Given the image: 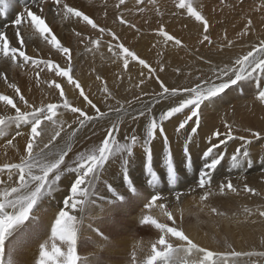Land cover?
Returning <instances> with one entry per match:
<instances>
[{
	"label": "snow or ice",
	"instance_id": "snow-or-ice-1",
	"mask_svg": "<svg viewBox=\"0 0 264 264\" xmlns=\"http://www.w3.org/2000/svg\"><path fill=\"white\" fill-rule=\"evenodd\" d=\"M132 2L137 14L145 13L147 5H152L158 18L157 27L153 30L156 41L151 44V49L156 50L155 65L127 46L121 33L107 24V0L102 5L104 24L67 0H33L35 10L25 6L15 14L12 35L8 34L6 21L0 22V60L18 73L27 75L31 71L33 87L28 88V92L32 93L33 88L41 91L39 101L30 99L21 86L10 79L7 69H0V81L11 90V94L0 92V138H4L5 149H13L16 154V159L0 162V264H16L14 255L24 242L26 229L38 220L37 210L45 200L53 198L65 178L69 184L65 186L61 202L47 225L53 243L50 247L47 240L39 243L35 264H80L77 247L86 221L88 229L107 241L109 238L99 227L94 228L92 222L102 218L104 213L111 215L115 222L117 214L122 215L137 205L140 207L138 226H151L158 232V238L151 243L150 252L142 264H175L174 257L180 252L185 254L181 264H233L242 257H264V251H237L231 245L226 250L201 246L182 227V210L178 222L176 212L172 210L173 201L159 187L164 184L167 192L174 194L176 204L186 194L177 189L182 183L181 175L192 173L195 168L191 145L195 144L204 124L205 109L223 101L233 88L247 83L254 85V98L264 105V38L252 44L246 54L222 65L213 63L210 57L197 56L196 59L207 66V71L194 68L185 73L181 67H176V76L188 82L170 84L161 78V73L166 72L169 66L166 50L171 48L178 52L186 49L187 45L167 30L163 19L165 12L156 6V0H116L113 24H118L121 30L126 28L137 38L143 35L141 26L126 15V12L131 13L129 4ZM221 4L225 5V0H221ZM45 5L49 7L46 9ZM13 6L14 0H0V18L8 17ZM174 7L170 15L192 19L201 29L199 44L212 46V22L200 6L194 0H174ZM261 9H264V0L256 10ZM57 19L61 22L75 20L90 29L85 33L72 28L77 43L93 57L99 54L102 60H110L118 67L119 70L112 73L111 84L102 72L92 68L94 81L99 82L98 99H93L91 87L86 90L75 75L74 49L62 42L52 27ZM244 19L245 23L237 33L241 40L251 35L254 26L251 18L245 16ZM151 22L150 17L144 19L145 24ZM37 37L48 46V55L42 56L37 48L32 47ZM234 43L225 32L220 50L230 48ZM30 47L32 52L28 51ZM134 66L139 69L135 75L132 73ZM153 82L156 87L148 91ZM68 90L72 91L75 99L69 98ZM49 94L58 97L57 101L49 102ZM128 95L131 99L127 98ZM173 119L177 121L173 134L182 149L179 164L165 128V123H171ZM122 126L129 130L121 134ZM222 126L224 131L214 128L206 134V146L200 156L201 166L196 168L195 184L189 188V191L202 190L201 202L216 194L211 189L213 173L225 158L228 157L230 170L251 167L253 160L249 146L253 139H264L259 131L247 128L244 131L253 139L237 135L238 129H234L227 120L222 122ZM96 129L101 130L99 141L82 151L73 152V144L80 133L91 130L92 136H96ZM17 138H23L22 147ZM237 140L242 143L229 156V142ZM156 141L160 142L162 149L159 169L154 163ZM137 152L142 162L144 184L136 183L129 173ZM70 153L73 156L69 162ZM112 163L119 164L124 191H118L103 179ZM260 163L264 166V158ZM217 188L222 196L227 193L238 195L241 190L259 195L247 183L240 189L231 179L219 182ZM96 208L98 214L90 216L89 212ZM210 211L223 215L216 207ZM246 212L249 216L254 214L251 209H246ZM255 214L264 218V209H258ZM159 217L170 223L161 222ZM13 238L17 241L13 242ZM132 261L137 264L135 252L132 253ZM252 264H259V261L252 260Z\"/></svg>",
	"mask_w": 264,
	"mask_h": 264
},
{
	"label": "bare ground",
	"instance_id": "bare-ground-1",
	"mask_svg": "<svg viewBox=\"0 0 264 264\" xmlns=\"http://www.w3.org/2000/svg\"><path fill=\"white\" fill-rule=\"evenodd\" d=\"M67 2L73 6H76L77 8H80L81 10L85 11L88 14H91L93 16L94 15L97 16L99 10H100L99 12L101 14L103 13V12H101V11H103V9H101V8H102V5L105 2V0H84V1L67 0ZM107 2H108V7L111 8L113 6V4L116 2V0H107ZM31 3L33 5H35L33 3V0H31ZM19 5H21V10H15V12L12 13L11 17L8 16L5 18H0L1 22L6 21L5 27H7V28L10 27L11 20L15 17V14L22 11L23 8L25 6H27L28 4L22 0L19 2ZM92 5H95V6L92 7ZM256 7H255V9H256ZM108 15L111 16V17H109L110 19L111 18L113 19V8H111V10L108 11ZM127 16L129 19H132V17L134 15L132 16L129 13ZM216 16H218V15H216ZM216 16L214 15V17H216ZM134 17H136V16H134ZM218 17H220V16H218ZM262 17H263V15H262ZM100 18H101V15H100ZM102 18H104L103 15H102ZM49 19H51V15H49ZM253 19H254V17H253ZM181 20H183V19H181ZM184 20H186V19H184ZM190 20L193 23V25H192L193 29L198 27V24L196 22H194L192 19H190ZM222 20H221V22H222ZM103 21H105V20L103 19ZM155 21H156V19H155ZM179 23H181V21ZM256 23H257V21H256ZM183 24H185V23L183 22ZM117 25L115 24L114 27H117V28L120 27L119 25L118 26ZM141 25H143V24H141ZM156 25H157V23H156ZM66 26H68V27H66ZM154 26H152V27L154 28ZM52 27H53L54 32L57 33L59 36L64 35L66 38H61V39H66L65 44L70 45L74 49L75 64H76L77 68L79 69L78 72L76 70L75 75L77 77H79L80 80L82 81V83L86 86V90L89 86L91 87V89H97V85L99 84L98 81H94V74H91L92 68H96L98 71L102 72L103 74H107V75L109 74L110 71L118 70L117 67H115V68L111 67L112 63L110 60H107V59L102 60L100 58L99 54H97L96 57H93L91 53H87V52L79 53L80 51H82V49L80 47L83 48V46L81 45L80 47L77 48L76 44H73L72 41L68 40V39L72 38V36H71L72 33H70V31H72L73 27H75L76 30H82V31L85 30L84 32L86 33V28L84 27V25L82 23L78 24L75 22V20H72L69 22H61L59 19H57L52 23ZM179 28H178V30H179ZM115 30H117V29H115ZM117 31L122 32V30L120 28ZM124 31L125 30H123V36H124V33L127 32V30L125 32ZM143 31H145V30H143ZM194 31H196V30H194ZM197 31H200V30H197ZM145 32H147V31H145ZM130 33H132V32H130ZM126 34H128V32ZM193 34H194V32H193ZM131 35H133V34H131ZM149 35H148V37H151V36L153 37V35H151V33ZM257 35H259V34H257ZM133 36L135 37V39L137 38L135 35H133ZM254 36H252V37H254ZM146 37L145 38L140 37L141 39H139V41L136 44H131L133 42H130V44L128 46L135 47V48H133L135 50L140 49V47L149 46L150 45V44H148L149 41H147L148 37H147V39H146ZM73 38H74V36H73ZM34 41H35L34 43L30 42V43H32V47L37 48L40 55H42V56L48 55V46L45 45L44 42L42 40H40L38 37L34 38ZM155 41H156V38L153 41L151 40V42H155ZM253 41L254 40H252V44H253ZM242 45H244V44H242ZM32 47H30L28 49L29 52H32ZM236 48H239V47H237V45H236ZM235 49H233V50H235ZM250 49H251V47H250ZM240 50H242L241 47H240ZM243 50H245V49H243ZM196 51H198V50H196ZM217 52H218V48H217ZM174 53H175V50L172 49V50H168L166 52V55H172ZM220 53H222V52H220ZM233 53L230 54L229 56L230 57L232 55L235 56V54L240 55L243 52L242 51L241 52L234 51ZM218 54H219V52H218ZM218 54L215 56H218ZM140 55L142 57H145V56L156 57L154 49H153L152 54H150V55L143 54L142 52L140 53ZM193 55L194 54H192V56ZM179 56L180 55L175 56V60L178 59ZM185 56L187 57V56H189V54H186ZM185 56H183V57H185ZM56 58L58 59L59 57H56ZM155 61H156V59H154V62H153L154 65H155ZM88 64L91 65V70L86 69V66ZM198 66L199 65H197V64H189V63L185 64L184 67L179 66L178 63L172 64V65H169L167 67L166 72L161 73V78L170 84L174 83V82L175 83H187L188 81L184 80L183 77L178 78L176 76V74L174 72V68L181 67L184 70V72L187 73L188 71H190L194 68H198ZM3 68L7 69V74L10 77V79L15 80L21 86V88H22V90H24L26 96H28L30 99H36L37 101H39V99H41V91H38L35 88H33L32 93L28 92V88L33 87L32 84L30 83V80L32 79V76H33V73L31 71H28L27 75H25L24 72L18 73L16 70H14L11 67H9L8 65H6L4 63V61L0 60V69H3ZM205 69L207 70L206 67H205ZM138 71H139L138 67L134 66L132 68L133 75H135ZM5 87H6V85L3 83V81H1L0 92H3L5 94H10L11 90L9 92L8 90L4 89ZM155 87L156 86L153 82L151 85V88H149L147 90L151 91ZM252 89H253L252 83L245 84L244 86L241 87V92L243 95L239 96L238 93L233 88L224 97L223 101H220L215 106H212L213 110H215L216 112L218 111V113H216L215 115H212L213 112H209V113L205 112V120H204V124L202 126V129L200 130L199 135L196 138L195 144L191 145V151H192V154L194 156H197L199 154V150L201 148L200 146H197V144L199 143V145H200V144H204L206 142V134H210V132L214 128H217L219 121L223 122L224 120H227L228 122H231L233 119L237 118L238 115L237 116L235 115L236 114L235 110L237 109L238 105H235L237 107L234 106L233 107L234 109L228 108L227 106H228V104H230V101L233 102V101H237V100L242 99V105H243L242 108L244 110L243 111L240 110V111H242V113H244V114H246L248 112L251 113L250 118H252L253 121H249L247 118H245L243 116L244 117L243 119H245V121L243 122V124H244L243 128H249L255 122L256 124H258L259 127H257V128H260L259 129L260 131L264 129V110H263L264 105L260 104L259 101L255 100V98H254L255 95H252V92H251ZM120 94L122 96L124 95V93H120ZM68 95L73 96L71 90H68ZM48 98H49V102H56L58 99V97L51 95V94H49ZM127 98L131 99V95H128ZM145 99H147V98H145ZM101 107L103 109V105H101ZM157 111H159V109H157ZM205 111H206V109H205ZM247 117H249V116L247 115ZM176 122H177L176 119H173L171 123L166 122L165 128H166V131L170 137V140L172 141L173 153H174V156L176 158L177 163L179 164L180 154H181V150H182L181 149V143L177 142L176 136L172 134L173 128H174V125L176 124ZM234 122H236V121H234ZM234 122H232V123H234ZM128 123L130 124L131 122L129 121ZM253 129H255V128H253ZM128 130L129 129L127 126H122L121 134L127 132ZM259 130H257V131H259ZM96 131H97L96 136H92L91 130H85V132L80 133L79 138L73 144V152L82 151L84 149L83 147L85 145L88 146L89 144L91 145L92 142H98L100 139L101 130L96 129ZM12 134H14V132ZM89 137H91V139H89ZM17 141L20 144V146L22 147L24 144L23 138H17ZM154 144H155V146H154V152H155L154 163H155V166L159 169L162 149H161V144L159 141L154 142ZM204 146H206V145H204ZM88 147H90V146H88ZM203 148H201V149H203ZM251 148H252V150H250V152H251V157L253 160L252 166L251 167L245 166L244 172L235 174L236 176L231 180L233 181L234 185L240 189L243 188L244 183H247L250 187L255 188L257 190V192L259 193V195H251V194L245 193L241 190L238 195L234 194V193H227L226 195L222 196L219 194L218 188H217L218 184H216V187H214V189H213V192L216 194L213 195L212 197H210L209 200L206 202L200 201V195H202V191L199 189H197L195 191H189L188 190V192H186L188 195L182 196L181 202L179 204H176L174 199L170 200V201H173V209L172 210L176 212L178 222L180 220V214H181V210H182V212H183L182 227L185 229L186 233L188 235H190L192 238H194L197 242H199L201 244V246L209 247L213 250H226L228 248V246L231 245L232 248H234L237 251H245V252L246 251H264V218H261L257 214H255L258 209H264V166H262L260 163V159L264 158V150L262 147H259V145H258V147H256L255 142L253 143ZM6 152H7V156H5ZM230 155L231 154H229V156ZM72 156H73V154L70 153L69 157L67 158L69 160V162L71 161ZM200 156H201V154H199L198 157L194 158L195 167L201 166L198 163ZM6 159L14 160V159H16V154H15L13 149H10V148L5 149L4 138H0V162L5 161ZM221 169L222 170L230 169L229 164H228V157L225 158V161L222 162V165L217 170V174H221V176L224 177L222 175ZM129 173H130V177L136 183H138V184H144L145 183V176L142 174V162H141V159L139 158V152H137L136 158H134L133 162L131 163V165L129 167ZM217 174L213 173V175L217 176V179L220 180L219 175H217ZM103 179L105 181H107L108 183H111L114 187L117 188L118 191H124V187L122 186V177L119 173V164L118 163H112L111 166L108 167V170L104 173ZM193 182H194V180L193 181H187V182H185V184L183 186L178 187L177 190H179V191L183 190L185 192L187 190V187L190 186ZM68 184H69V180L67 178L63 179L61 188L57 189V191L53 194V198L45 200L41 204L39 209L37 210L36 215L38 217V220L31 223L29 225L28 229H26V235H25L24 242L18 247L17 251L15 252L14 259H15L16 264H35V260L38 258V253H39V243L47 240L48 241V247H50L51 244L53 243V241L50 239V232L47 229V225H49L51 218L53 216V213L57 210V207L59 206V204L61 202V197L63 195L64 188ZM145 187H147L146 184H145ZM159 187L161 189L165 190V195L170 196V194L165 189L164 184L160 185ZM100 191L101 192L104 191L103 187L100 188ZM149 191H151V189H149ZM193 198H194V201H192ZM105 207H107V206L105 205ZM212 207H216L218 212H222L223 215H216V214L211 213L210 209ZM246 209H251V211L254 214L249 216L246 212ZM98 211H99L98 208L93 209L89 212V215L95 216L98 214ZM139 213H140V207L137 205L135 207L127 209L126 212L121 215V216H125L127 218H130V221H127L126 224L121 225V229L122 230H129L131 228L132 230L138 231V234H140V237H141L140 246L143 248V249L140 248L138 242L135 239H133V238L127 239V237L123 238L122 241L127 240V242L125 244V249L123 250V252L125 254V262L129 263V264H131L133 262V261L132 262L130 261L132 259V253L133 252H135L136 255L141 254L142 259H143L144 258L143 255L149 254L151 243L155 239L158 238V232L154 228H152L151 226H147V225L146 226H138L137 221H138ZM107 215H108V213H104L102 218L93 221V227L98 226L99 223H101V222H108L109 218ZM118 215H120V214H118ZM159 219L161 222L170 223V222L166 221V219L163 217H159ZM110 232L113 234L115 231L111 230ZM92 234H93L92 230L87 228V221H86L85 227L82 230L81 236L78 240V247H77L78 255L81 257L80 264H97L95 254L92 252L88 253V251H87V246H88L87 237L91 236ZM16 241H17V238H13V242H16ZM101 241L102 240H100V239H95L96 245L97 246L100 245ZM55 242L58 244V246L60 245L59 241H55ZM9 246H11V245H9ZM184 258H185V254L183 252L177 253L176 256L174 257V259H176L180 264ZM194 258L195 257H191L190 259H194ZM252 260H258L259 264L264 263V257H254L252 259H249L247 257H242V258H240V260L238 262L233 261V263L234 264H252ZM142 261H144V260H142ZM113 264H119V261L114 260Z\"/></svg>",
	"mask_w": 264,
	"mask_h": 264
},
{
	"label": "rangeland",
	"instance_id": "rangeland-1",
	"mask_svg": "<svg viewBox=\"0 0 264 264\" xmlns=\"http://www.w3.org/2000/svg\"><path fill=\"white\" fill-rule=\"evenodd\" d=\"M22 1V0H14V6L11 8L10 10V14H9V17H11L12 13L15 12V10H21V5H19V2ZM24 2H26L28 5L27 6H31L33 8V10H35V5H33L31 3V0H23ZM81 1H84V0H81ZM246 1V2H245ZM250 2V3H249ZM262 0H243V3L241 4L240 3V0H225V5H234L235 7H229V6H225V5H222L221 4V0H194V3L199 5L203 14L213 23L212 24V27L210 29V34H211V38L213 40V45L212 46H202L199 44V40L202 38V34H201V29L198 27H196L195 29H193L192 25L193 23L191 22L190 18H188L187 16H184V15H181V16H177V17H172L170 15V12L175 10V7H174V0H156V6L160 7V9L162 11L165 12V16H164V20L166 21V27H167V30L171 33V34H174L176 35L177 37L181 38L182 41L187 45V48L184 49V50H180V51H175L174 54L172 55H166V59L168 60L169 62V65H172V64H179V66H182L184 67L185 64H197L199 65L198 68L202 69L203 71H207L205 69V67L207 68L206 65H204L203 63L199 62L196 57L197 56H206V57H211V59L213 60V63H218V64H224V63H229L230 61L234 60L236 57L240 56V55H243L247 53V51H249L251 45H252V40L253 41V44L256 43L259 39L261 38H264V9H261L259 11H257V7L261 4ZM256 3V4H255ZM258 4V5H257ZM95 6V5H92V7ZM257 6V7H256ZM49 7V5H45V8L47 9ZM129 7L131 8V15L133 16H136V17H132V19H134L138 26H140L141 24V28H142V33L144 35L141 36V38H145L146 36L148 37V35L151 33V35H153V30L157 27L156 25V21H157V17H155V13L154 11L152 10V5H147V8L148 10L145 12V13H141V14H137L136 13V8H135V4L134 2L130 3L129 4ZM256 7V9H255ZM113 8V6L111 7ZM110 7H108V11L111 10ZM254 8V9H253ZM100 9V8H99ZM102 9V8H101ZM225 9V10H224ZM100 11V10H99ZM98 11V15L95 16V18L101 23V24H104L105 21H103L104 18H102V15L103 13L101 14L100 12ZM114 11V10H113ZM239 11V12H238ZM256 11V12H255ZM262 11V12H261ZM103 12V11H101ZM236 12V13H235ZM100 13V14H99ZM243 13V14H242ZM252 13V14H251ZM129 13L126 12V15H128ZM229 14V15H228ZM242 14V15H241ZM100 15H101V18H100ZM214 15H218L216 17H214ZM247 16L248 18H251L252 21H253V29L251 31V35L250 37H246L244 38L243 40H241L238 36H237V33L241 30L243 24L245 23V17L244 16ZM263 15V17H262ZM225 16V17H224ZM256 16V17H255ZM259 16V17H258ZM108 15V18H107V24L110 26V27H114L115 24L113 25L112 23V18L110 19ZM139 17V18H138ZM151 18V20H153L151 22V24H145L144 23V20L145 18ZM218 17V18H217ZM254 17V19H253ZM15 18V17H14ZM13 18V19H14ZM137 18V19H136ZM227 18V19H226ZM261 18V19H260ZM12 19V20H13ZM139 19V20H138ZM156 19V21H155ZM183 19V20H181ZM186 19V20H184ZM223 19V20H222ZM12 20H11V25L10 27H8V34L9 35H12ZM105 20V19H104ZM138 20V21H137ZM142 20V21H141ZM222 20V22H221ZM226 20V21H225ZM181 21V23H179ZM257 21V23H256ZM1 22V21H0ZM154 22V23H153ZM183 22L185 24H183ZM219 22V23H218ZM140 23V24H139ZM187 23V24H186ZM189 23V24H188ZM215 23V24H214ZM221 23V24H220ZM260 23V24H259ZM262 23V24H261ZM180 24V25H179ZM117 25V24H116ZM151 25V26H150ZM156 27H155V26ZM242 25V26H241ZM118 26V25H117ZM149 26V27H148ZM154 26V28L152 27ZM189 26V27H188ZM68 27V26H66ZM145 27V28H144ZM148 27V28H147ZM180 27V28H179ZM257 27V28H256ZM115 29L119 30V28L121 29V27H114ZM179 28V30H178ZM229 28V29H228ZM147 29V30H146ZM186 29V30H185ZM193 29V30H192ZM57 30V29H56ZM116 30V31H117ZM123 30H127V29H123ZM123 30L122 32L120 31L121 35L123 36ZM147 32H145V31ZM190 30V31H189ZM196 30V31H194ZM197 30H200V31H197ZM259 30V31H258ZM261 30V31H260ZM85 31V30H83ZM87 31H91L89 29L86 28V33ZM124 31V32H125ZM149 31V32H148ZM180 33H179V32ZM185 31V32H184ZM221 31V32H220ZM263 31V32H262ZM128 32V34H126ZM127 32L124 33V42H126V45L128 46L130 44V42H133L131 44H136L139 39L141 38H136L133 36L134 34L133 33H130V31L127 30ZM178 32V33H177ZM183 32V33H182ZM194 32V34H193ZM225 32L227 33V36L229 39L233 40L235 43H234V46L230 47V48H223V50H220V46L222 45V43H224V35H225ZM259 32V33H258ZM70 33H72V31H70ZM146 33V34H145ZM182 33V34H181ZM199 33V34H198ZM262 33V34H261ZM57 34V33H56ZM130 34V35H129ZM133 34V35H131ZM196 34V35H195ZM217 34V35H216ZM256 34V35H255ZM259 34V35H257ZM58 35V34H57ZM255 35V36H254ZM72 38L68 39L70 41L73 42V44H76V47H80L81 45L80 44H77V38L71 34ZM74 36V38H73ZM150 36V35H149ZM254 36V37H252ZM59 38H66L64 35L63 36H59ZM134 37V38H133ZM146 37V39H147ZM154 37V38H153ZM153 37H148L147 41H149L148 44H150L149 46H146V47H140V49H136V51L138 52V54L140 55V53L142 52L143 54H146V55H150L152 54L153 52V49H151V44L152 43H155V42H151V40H155V36L153 35ZM235 37V38H234ZM260 37V38H259ZM151 38V39H150ZM153 38V39H152ZM253 38V39H252ZM76 39V40H75ZM74 40V41H73ZM129 41V42H128ZM218 41V42H217ZM62 42H66V39H62ZM135 42V43H134ZM251 43V44H250ZM244 44V45H242ZM217 45V46H216ZM236 45L237 47L239 48H236ZM240 45V46H239ZM83 46V45H82ZM218 48V52H217V48ZM240 47L242 50H240ZM82 49V51H80L79 53H82V52H85L84 51V48L80 47ZM131 48H135V47H131ZM236 48V49H235ZM103 49V48H102ZM151 49V50H150ZM235 49V50H233ZM245 49V50H243ZM155 50V49H154ZM168 50H172L171 48H169ZM167 50V51H168ZM198 50V51H196ZM220 50V51H219ZM102 51H105L106 52V49H103ZM156 51V50H155ZM166 51V52H167ZM217 53H216V52ZM234 51H239V52H243L242 54L240 55H236L235 56H229L230 54H232ZM222 52V53H220ZM194 54L192 56V54ZM199 53V54H198ZM201 53V54H200ZM186 54H189V56H185ZM218 56H215L217 55ZM234 54V53H233ZM177 55H180L178 59L175 60V56ZM208 55V56H207ZM185 56V57H183ZM144 58L148 59L150 62H154V59H156V57H152V56H145ZM109 62V61H108ZM112 68H115L117 66L113 65L111 66ZM118 68V67H117ZM86 69L88 70H91V65H87L86 66ZM76 70L77 72L79 71V69L77 68L76 66ZM119 70V69H118ZM118 70H114V71H118ZM112 73L113 71H110L109 74H104L108 79H109V83L111 84V76H112ZM0 84H1V81H0ZM245 85V84H244ZM243 85V86H244ZM253 86V89H252V95H255V88H254V85L252 84ZM3 87V86H2ZM242 87V86H241ZM241 87L239 88H234L235 91L238 93L239 96H242V92H241ZM6 90H8L10 92V89H7L6 87L4 88ZM92 93H93V99H98V96H99V93L97 92V89H91ZM121 93H123V90H121ZM11 94V92H10ZM69 98L71 99H75L73 96H69ZM77 103H79V101H76ZM235 105H238L235 106ZM237 107V109L235 110V115L237 116V120L236 119H233L231 122L232 125H233V128L234 129H238V131L236 132L237 135H245L247 136L249 139H253L249 133L245 132L243 128V122L245 121V119H243L244 117L247 118L249 121H253L251 117V113L248 112L246 114L242 113V111L244 110L242 107V99L241 100H237V101H233L231 102L230 101V104H228V108H231V109H234L233 107ZM208 110V111H207ZM242 110V111H240ZM264 110V109H263ZM0 111H2V105H0ZM206 113H209V112H213L212 115H215L216 113H218V111L216 112L215 110H213V107L212 106H209V108L206 109L205 111ZM240 112V113H239ZM244 114V115H243ZM247 115L249 117H247ZM240 116V117H239ZM242 116V117H241ZM244 116V117H243ZM236 121V122H234ZM241 121V122H240ZM234 122V123H232ZM248 123V122H247ZM240 126V127H239ZM253 126V127H252ZM252 127V128H251ZM259 127L258 124H256L255 122L247 129H251L253 131H257L259 130L260 128H257ZM221 131H224V128L222 126V122L219 121L218 122V127ZM255 128V129H253ZM257 129V130H256ZM260 131V130H259ZM260 133L262 134V136H264V129L260 131ZM173 134V133H172ZM174 135V134H173ZM251 137V138H250ZM256 143V147H262L263 150H264V139H261V140H254L253 139V143ZM94 142H92L93 144ZM242 142L241 141H231L229 142V145H228V148H227V152L229 154H232V152L234 151V149L238 146H240ZM252 143V145H253ZM91 144V145H92ZM258 144V145H257ZM90 144L88 146H91ZM203 145V146H202ZM206 145V142L204 144H200L199 143L197 144V146H200L201 148H205ZM249 147V150H252L251 146ZM261 145V146H260ZM87 145H85L83 148H88ZM199 150V154H201V149ZM203 148V149H204ZM199 154L197 156H194L193 155V158L195 157H198ZM198 163L201 165V160L199 158L198 160ZM196 168L198 167H195L193 172L192 173H186V174H183L181 175V180H182V183L180 185H178V187L180 186H183L185 184V182L187 181H193L194 182L190 185V186H193L195 184V175H196ZM222 175L224 177L221 176V174H217V172H215V174L219 175V178L220 180L217 179V176L213 175V182H212V186H211V189L213 191L214 187H216V184H218L219 182L221 181H224V180H227V179H233L237 174V173H241V172H244V167L240 168V169H236V170H230V169H227V170H222ZM222 177V178H221ZM162 185V184H161ZM190 186L187 187V190L184 192L183 190H181L182 192L186 193L188 192ZM202 191V190H201ZM188 194L186 193L185 196H187ZM184 196V195H183ZM174 199V194H170L169 196V200H172ZM192 201H194V198L192 199ZM108 218H109V221L108 222H101L99 223L98 226H95V227H99L100 230L105 234V236H107L109 239L107 241L103 240L101 237L97 236L95 232H93V234L91 236H88L87 237V243H88V246H87V251L88 253H94L95 256H96V263L97 264H113V261L114 260H118L119 261V264H129V263H126L125 262V254L123 252V250L125 249V244L127 242L126 241H122L123 238L127 237L128 238H133L135 239L139 246H140V243H141V237H140V234H138V231L136 230H132L131 228L129 230H122L121 229V225L123 224H126L127 221H130V218H127L125 216H121V215H116L115 216V222H113V217L111 215H107ZM93 223V222H92ZM117 224V225H116ZM94 227V228H95ZM111 230H114L115 232L112 234L110 231ZM136 231V232H135ZM95 239H100L102 240L101 241V244L100 245H96V242H95ZM141 249H143L141 246H140ZM136 255V261H137V264H142V260H145L147 257V255H143V259H142V255L140 254ZM175 260V264H180L176 259ZM132 262V259L130 260ZM263 262V261H262ZM133 264V262L131 263ZM234 264V263H233ZM264 264V263H263Z\"/></svg>",
	"mask_w": 264,
	"mask_h": 264
}]
</instances>
